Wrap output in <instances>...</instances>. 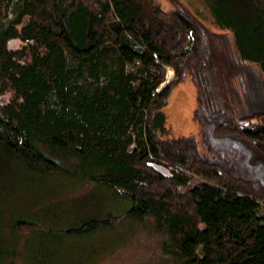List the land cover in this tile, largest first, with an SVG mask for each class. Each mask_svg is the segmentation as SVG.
<instances>
[{
    "label": "trees",
    "instance_id": "trees-1",
    "mask_svg": "<svg viewBox=\"0 0 264 264\" xmlns=\"http://www.w3.org/2000/svg\"><path fill=\"white\" fill-rule=\"evenodd\" d=\"M203 1L213 25L230 33L236 60L264 78L263 8ZM210 58L202 27L156 0H22L0 31V101L8 97L0 103V154L35 175L76 177L128 196L121 215L69 234L128 219L148 225L175 264H264V184L254 168L264 110L236 116L222 102L214 107L201 78ZM134 62L136 72H127ZM162 65L172 77L156 92ZM186 80L195 87L196 132L172 135L162 110ZM189 174L205 182L188 188ZM34 227L18 220L7 228Z\"/></svg>",
    "mask_w": 264,
    "mask_h": 264
},
{
    "label": "rangeland",
    "instance_id": "rangeland-1",
    "mask_svg": "<svg viewBox=\"0 0 264 264\" xmlns=\"http://www.w3.org/2000/svg\"><path fill=\"white\" fill-rule=\"evenodd\" d=\"M22 0H7L0 4V31L19 13ZM252 2L264 10V0ZM163 10H180L191 16L203 29L210 62L201 76L206 98L214 107L222 105L232 114L245 115L264 110V78L256 65L236 60L232 38L228 31L213 25L210 11L203 0H156ZM188 42L191 34L187 32ZM138 62L125 65L135 73ZM164 66V83L172 70ZM101 82L103 79L101 77ZM8 97L1 99V102ZM260 101L258 103L257 101ZM48 104L54 105L47 96ZM195 106V87L190 80L178 84L163 108L165 126L172 135L196 132L191 119ZM225 143L235 149L237 144ZM223 144V145H225ZM254 165L259 182L264 184V146ZM161 172L163 169L159 168ZM187 187L205 182L191 175ZM183 190V189H179ZM100 189L76 177H45L35 175L14 163H7L0 154V264H175L163 256L154 231L128 219L113 227H102L85 234H69L89 220H101L121 215L131 203L121 189ZM264 215V205L260 209ZM24 220L35 225L32 229L11 230L7 227Z\"/></svg>",
    "mask_w": 264,
    "mask_h": 264
},
{
    "label": "built area",
    "instance_id": "built-area-1",
    "mask_svg": "<svg viewBox=\"0 0 264 264\" xmlns=\"http://www.w3.org/2000/svg\"><path fill=\"white\" fill-rule=\"evenodd\" d=\"M164 83V82H163Z\"/></svg>",
    "mask_w": 264,
    "mask_h": 264
}]
</instances>
